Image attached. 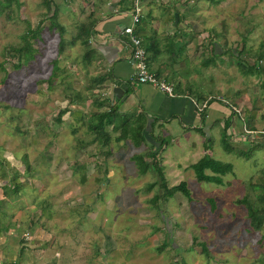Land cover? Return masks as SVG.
<instances>
[{
    "label": "rangeland",
    "instance_id": "rangeland-1",
    "mask_svg": "<svg viewBox=\"0 0 264 264\" xmlns=\"http://www.w3.org/2000/svg\"><path fill=\"white\" fill-rule=\"evenodd\" d=\"M18 1H11L10 14L0 13V61L17 60V55L4 52L5 47L19 45L21 33L29 26L35 27L44 16L42 0ZM56 1L58 19L67 29L64 50L58 53L59 30L49 29L45 21L42 37H37L31 47L35 57L19 68L6 63L5 69H0V205L4 209L0 208V225L14 222L12 227L1 229L6 240L11 237L15 238L13 243L31 242L20 262L260 264L264 258V231L254 228L246 204L237 199L245 197L256 205L257 194L262 192L257 183L264 177V141L254 147L252 140H263L264 134L248 135L246 131L264 128V72L242 70L237 52L242 48L245 66L257 62L264 67V0L153 3L156 13L171 7L169 23L188 28L187 32L180 29L175 33H183L182 41H189L191 35L192 50L179 42L173 50L184 69L192 68L191 93L208 98L209 104L222 102L225 118L233 111L229 125L237 135L231 143L251 147L248 158L223 147L221 131L226 124L222 118L210 128L211 135L202 127L199 132H187L175 139V135H161L156 129L155 136L150 132L154 141L146 134L139 146L134 145L132 137L118 141L112 138L107 145L93 141L97 134L81 122L75 123L72 130L70 110H83L86 119L96 120L90 112L95 108L90 76L96 72L93 66L100 54L92 52L84 58L85 47L71 36L76 23L88 16L94 2L99 6L100 0ZM158 38L163 41L161 36ZM212 42L214 52L208 53ZM193 54L195 60L191 63ZM210 55L214 60L204 63ZM178 65L180 62L174 63V68ZM60 108L67 111L59 121L56 115ZM125 114L129 119L134 116L132 109ZM175 132L178 134L176 128ZM201 132L206 133L204 139H213L208 150L205 141L203 145L197 141L196 146L190 143ZM162 142L167 147H162L159 155L163 157L168 184L186 180L189 194L176 192L156 206L151 198L162 189L154 184L146 190V185L157 178V171L151 164L145 174H140L131 155L145 154L149 144L161 146ZM108 148L110 154L97 153ZM205 152L232 163L222 183L198 181L189 167ZM78 161L85 163L76 168ZM14 172L21 173L20 180L24 181L19 192L5 186ZM40 216L46 223H41ZM22 235L26 239H21ZM42 248L45 251L41 257Z\"/></svg>",
    "mask_w": 264,
    "mask_h": 264
},
{
    "label": "crops",
    "instance_id": "crops-1",
    "mask_svg": "<svg viewBox=\"0 0 264 264\" xmlns=\"http://www.w3.org/2000/svg\"><path fill=\"white\" fill-rule=\"evenodd\" d=\"M141 2L143 9L142 15L140 16L141 20L139 21L138 34L144 41V47L147 48V54H149V67L152 71L161 74V76H168L175 85V93L174 95H168L155 86L149 83L139 82L134 78V65L131 62L130 57V44L126 34L122 33L123 26L131 21L129 14L131 8L129 10H123L120 7L119 0H100L99 6L94 5L95 2L92 5V10H95L94 13L97 16V22L94 27V35L91 37V45L95 48V51L100 54V57L98 58V61H96L97 64H94L93 66V69L96 72L91 74L90 77L92 78L95 75L102 73L108 76V78L102 82L104 85L103 89L101 87H95L93 89V95H99L107 102H110V104L106 103L102 109H109L110 105L116 103L117 111L123 115H125L127 110L130 109L134 112L133 117H136L138 113L145 114V132L149 135L148 140L150 141H154L153 136L156 135V129H158V133L161 135H169L172 137L175 135V139H177V137H180L183 134L185 135L187 132H199L202 127H206L207 134H210L212 133L210 128H212L219 119H234L231 111H229L225 118L226 112L220 104L222 103L220 101H213L211 104H208L209 106L204 110L199 109L198 103L195 102L202 100L203 95L198 94L197 96H194L191 93L192 68H188L187 70L184 69V64H182V61L176 57L177 52L173 50V45L178 42L181 44V47L188 48L191 46V48L188 49L192 50V41L194 39H192V36L190 35L189 41L181 40L183 33L178 34V32H180L179 30L181 29L187 32L188 28L185 27V25H180L182 27H179V25H176L174 22L169 23V20L172 18L170 12L171 7H165L162 12L156 13L155 9H153V3H156L155 0H142ZM177 30L178 32L175 33ZM158 36H161L163 41H158ZM171 36L172 39L169 40ZM165 39H168V41ZM204 49H207L206 45L204 46ZM208 50V53H210L213 49ZM161 51L168 52V55H164ZM204 52L207 53L206 51ZM194 60L193 54L191 63ZM92 62L93 56L90 64ZM178 62H180V65L174 68V63L177 64ZM114 85H119L123 88V92L126 93L124 99L114 96L112 91ZM128 88L129 91L127 92ZM92 104L93 107H95L94 110L98 108V103L93 101ZM83 112L84 111L74 113L73 111H70V115L74 118L72 127H74L73 125L75 123L80 125V117ZM229 114H231V116H229ZM199 124H201V127ZM151 125H153V127ZM175 128L178 131V134L175 132ZM229 129L230 131H235V129H232L231 125H229ZM150 132H152L153 136L150 135ZM116 133L119 132L117 131ZM201 133H199V136L196 135L195 139H190V143L192 146H196L197 141L202 145L206 142L208 145H206L207 147L205 150H208L213 139L211 136L204 139L203 137L206 133ZM200 137H202V140ZM262 141H264V138ZM162 147L166 149L167 146L162 145L160 147L153 145L152 148L160 151ZM165 163H167V161H165ZM8 222L9 224L6 226L0 225V243L2 244V246H0V264H22L20 260L23 255H26V249L31 247V242H28L29 239H27L23 244L19 242L13 243L15 238L11 239V237L6 240L1 229H7L9 226H13L12 224H14V222L12 220H9ZM34 230L38 231V228L36 227ZM262 230L264 231V224ZM262 236H264V232ZM34 237L36 240L39 239L36 236ZM20 238L26 239L23 235L20 236ZM36 246L43 247L41 244H37ZM44 251L45 249L42 248L40 253L41 257L44 255ZM18 257H20V259ZM259 259H261V257H259ZM32 260L34 261V258H32ZM55 263L56 261L53 262V264ZM42 264L51 263L46 262L44 259ZM260 264H264V258Z\"/></svg>",
    "mask_w": 264,
    "mask_h": 264
},
{
    "label": "trees",
    "instance_id": "trees-1",
    "mask_svg": "<svg viewBox=\"0 0 264 264\" xmlns=\"http://www.w3.org/2000/svg\"><path fill=\"white\" fill-rule=\"evenodd\" d=\"M12 0H0V13H7L10 14L13 11V8L10 7ZM17 3H19L18 0H16ZM180 0H169V2L174 5V2H177ZM212 2H216L217 0H210ZM135 0H119L120 7L124 10L132 9L134 6ZM42 3L45 7V11H42L41 14L44 15L40 18L39 23L35 27H28L26 30H24L20 37H21V43L19 45L15 44H8L4 52L9 53L10 55H17V60L11 61H0V69H5L6 63H10L13 67L19 68L23 64H25L27 61L33 59L35 57V53L33 52V42L38 37H42L41 33L45 26V21L47 22V26L49 29H55L57 28L60 32V40L58 45V53H61L67 44V38H65L66 33V27L59 21L58 15H59V6L56 0H42ZM95 5V4H94ZM178 12V11H177ZM179 13V12H178ZM181 13V12H180ZM178 19V17H177ZM141 20V19H140ZM180 19H178L177 22H179ZM97 22V16L94 13V10H91V12L88 14V16L79 22L76 23L75 31L73 36L71 38L74 39V41L78 40L86 49L84 53V58L89 57L90 53H94L95 48L91 45V37L94 35V27ZM138 26L139 21L135 25V32H138ZM128 41H129V35L126 34ZM143 45L144 41L142 39ZM160 43V42H159ZM146 48V47H145ZM210 48L213 49L212 52H214V45L213 42L210 45ZM242 49V48H241ZM241 49L237 52L239 59L242 61L241 67L244 71H254V72H264V67L260 66V64L254 63V64H247L244 65L243 59H245L244 56H242ZM3 52V53H4ZM92 53V54H93ZM146 54H147V48H146ZM148 59H149V54ZM260 58L262 55L259 56ZM214 60V55L207 56L203 60L204 63H207L208 61ZM149 62V61H148ZM53 63L56 65L57 58L53 59ZM57 66H55L53 73L55 74V69ZM161 76V74L157 73ZM108 76L104 73L95 75L91 78L92 84H90L91 93L93 95L94 91L93 89L95 87H101L103 89L104 85L102 82L106 80ZM170 80V78H167ZM174 89L175 85H174ZM129 91V88L127 89V92ZM77 97H80L79 92L76 93ZM200 96V95H199ZM198 96V97H199ZM93 101L95 103H98V108L90 111L93 114V118L95 117L96 120H90L86 119L84 117L83 112L82 116L80 117V121L83 124H87L90 130H93L97 135L94 137L93 141L97 142H103L106 145L109 144L112 140V138H117V141L121 138H130L132 137L131 141L134 143V145L139 146L142 142L145 141V135H146V116L143 113H138L136 117H132L129 119L126 117V114L123 115L120 112L117 111V106L115 104L110 105L109 109H102L106 103L110 102L104 100L99 95H95L93 97ZM67 111V108H60L58 111L56 117L60 121L61 116ZM71 111V110H70ZM83 111V110H82ZM233 111L231 110V114ZM125 116V119L122 117ZM230 119L225 120V128L221 131L222 132V142L223 147L228 152L232 151L237 153L240 156H244L246 158L250 157V150L251 147L245 148L243 146H235L231 143V138L236 136L237 133H234L228 129ZM153 127V125H151ZM72 130H75L74 127H72ZM119 133H116V132ZM152 133V132H151ZM264 137V136H263ZM162 139V138H161ZM256 142L252 140V144H255L254 147H258L262 143V137L256 138ZM208 141V140H207ZM165 142L161 143V146L164 145ZM150 149L145 150V154L142 152H135L131 155V159L136 161L138 166V171L140 174H145L148 169L151 167V164L154 165L156 171H157V178H155L152 182H148L146 185V190H149L151 187H153L154 184H158L159 187L162 189V192H157L154 194V196L151 198L153 204H156V206H159L157 203L162 199V201H165L170 196L174 195L176 192H182L186 195L189 194V189L187 186L186 180H182L177 184L169 185L165 176L164 167L165 164L163 163V157L162 155H159L158 149H153V145L149 144ZM148 146V147H149ZM160 146V147H161ZM97 153L105 152L106 154H110L111 150L108 149H99L97 150ZM154 158V161L152 162L149 160L148 157ZM9 165V162L7 159H5ZM86 161V160H85ZM82 161L76 162V168L82 164L85 163ZM6 163V162H5ZM189 167H192L195 172V177L198 181H212L214 183H222L224 180V175L228 173V171H231L233 168V165L230 161H222L220 159H217L213 157L209 152H205L203 155H201L196 161L191 162L189 164ZM21 173L14 172L13 176L9 179V182L5 186H11L9 189L14 190V192H19V190L22 188L20 186L22 182L24 181L20 180ZM261 186L262 192L260 194H257L256 198V205H252L249 200H247L245 197L238 198L237 201L240 203H245L246 207L248 209V214L250 216V221L253 224L255 229H261L264 224V177H262V181L258 182ZM13 186V187H12ZM259 201V203H257ZM3 206L0 205L1 210ZM42 213L45 214L44 210H42ZM41 214V213H40ZM41 223H46L45 221H42L40 216ZM162 248V246H161Z\"/></svg>",
    "mask_w": 264,
    "mask_h": 264
},
{
    "label": "built area",
    "instance_id": "built-area-1",
    "mask_svg": "<svg viewBox=\"0 0 264 264\" xmlns=\"http://www.w3.org/2000/svg\"><path fill=\"white\" fill-rule=\"evenodd\" d=\"M140 5L141 1L135 0L133 8L129 12L131 21L122 28V33L129 35L130 57L131 62L134 65V78L139 82L149 83L168 95H174V83L171 80L158 75L149 68L142 37L138 32H135V25L140 21V16L142 15V7ZM195 103H198L200 110H204L208 106V98ZM246 132L248 135L254 132H261L264 134V128L256 131L248 130Z\"/></svg>",
    "mask_w": 264,
    "mask_h": 264
},
{
    "label": "water",
    "instance_id": "water-1",
    "mask_svg": "<svg viewBox=\"0 0 264 264\" xmlns=\"http://www.w3.org/2000/svg\"><path fill=\"white\" fill-rule=\"evenodd\" d=\"M112 91L114 96L116 97H119L121 99H124L126 97V93L123 92L124 91L123 88L119 85H114Z\"/></svg>",
    "mask_w": 264,
    "mask_h": 264
},
{
    "label": "clouds",
    "instance_id": "clouds-1",
    "mask_svg": "<svg viewBox=\"0 0 264 264\" xmlns=\"http://www.w3.org/2000/svg\"><path fill=\"white\" fill-rule=\"evenodd\" d=\"M204 99V98H203ZM219 100V99H218ZM209 104V103H208Z\"/></svg>",
    "mask_w": 264,
    "mask_h": 264
}]
</instances>
